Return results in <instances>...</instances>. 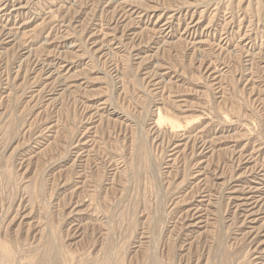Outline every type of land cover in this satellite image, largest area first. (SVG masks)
<instances>
[{
    "label": "rangeland",
    "instance_id": "rangeland-1",
    "mask_svg": "<svg viewBox=\"0 0 264 264\" xmlns=\"http://www.w3.org/2000/svg\"><path fill=\"white\" fill-rule=\"evenodd\" d=\"M0 264H264V0H0Z\"/></svg>",
    "mask_w": 264,
    "mask_h": 264
},
{
    "label": "bare ground",
    "instance_id": "bare-ground-1",
    "mask_svg": "<svg viewBox=\"0 0 264 264\" xmlns=\"http://www.w3.org/2000/svg\"><path fill=\"white\" fill-rule=\"evenodd\" d=\"M125 11V10H124ZM41 62V61H40ZM163 120V119H162ZM161 122V121H160ZM173 126V125H172ZM253 201V200H252ZM248 202V201H247ZM257 204V203H256ZM259 204V203H258ZM249 205V204H248ZM198 207H200V206H198ZM252 207V206H251ZM256 209V208H255ZM254 210V209H253ZM252 212V211H251ZM255 212V211H254ZM253 213V212H252ZM204 217V216H203Z\"/></svg>",
    "mask_w": 264,
    "mask_h": 264
}]
</instances>
